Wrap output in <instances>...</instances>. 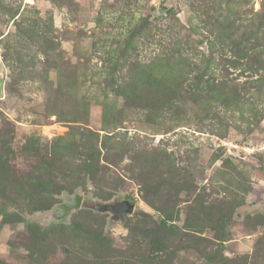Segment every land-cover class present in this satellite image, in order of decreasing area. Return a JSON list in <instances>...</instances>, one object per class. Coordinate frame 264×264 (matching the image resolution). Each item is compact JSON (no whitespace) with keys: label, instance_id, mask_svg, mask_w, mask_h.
Listing matches in <instances>:
<instances>
[{"label":"rangeland","instance_id":"rangeland-1","mask_svg":"<svg viewBox=\"0 0 264 264\" xmlns=\"http://www.w3.org/2000/svg\"><path fill=\"white\" fill-rule=\"evenodd\" d=\"M0 264H264V0H0Z\"/></svg>","mask_w":264,"mask_h":264},{"label":"water","instance_id":"water-1","mask_svg":"<svg viewBox=\"0 0 264 264\" xmlns=\"http://www.w3.org/2000/svg\"><path fill=\"white\" fill-rule=\"evenodd\" d=\"M81 198L75 197L68 204L62 206L63 213H69L71 210L76 209L80 206Z\"/></svg>","mask_w":264,"mask_h":264}]
</instances>
